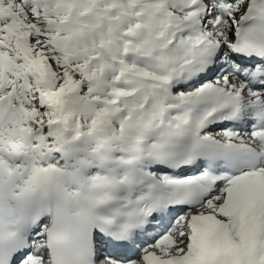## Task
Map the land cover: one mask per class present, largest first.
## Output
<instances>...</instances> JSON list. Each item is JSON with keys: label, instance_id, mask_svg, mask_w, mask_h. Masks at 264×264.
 I'll use <instances>...</instances> for the list:
<instances>
[{"label": "snow or ice", "instance_id": "snow-or-ice-1", "mask_svg": "<svg viewBox=\"0 0 264 264\" xmlns=\"http://www.w3.org/2000/svg\"><path fill=\"white\" fill-rule=\"evenodd\" d=\"M0 264H264V0H0Z\"/></svg>", "mask_w": 264, "mask_h": 264}]
</instances>
